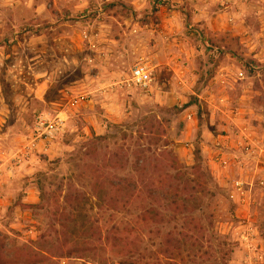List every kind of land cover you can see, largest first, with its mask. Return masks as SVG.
I'll use <instances>...</instances> for the list:
<instances>
[{"label": "rangeland", "instance_id": "374dc122", "mask_svg": "<svg viewBox=\"0 0 264 264\" xmlns=\"http://www.w3.org/2000/svg\"><path fill=\"white\" fill-rule=\"evenodd\" d=\"M3 245L264 264V0H0Z\"/></svg>", "mask_w": 264, "mask_h": 264}, {"label": "built area", "instance_id": "2783aa9c", "mask_svg": "<svg viewBox=\"0 0 264 264\" xmlns=\"http://www.w3.org/2000/svg\"><path fill=\"white\" fill-rule=\"evenodd\" d=\"M150 74L142 67H135L130 72V81L141 88H146L150 82Z\"/></svg>", "mask_w": 264, "mask_h": 264}, {"label": "trees", "instance_id": "16d2710c", "mask_svg": "<svg viewBox=\"0 0 264 264\" xmlns=\"http://www.w3.org/2000/svg\"><path fill=\"white\" fill-rule=\"evenodd\" d=\"M195 154L198 155V152ZM195 161L199 160V157H195ZM178 185L175 184L174 189L177 190ZM174 197H177L176 194L174 195ZM190 199H194L193 201L197 200L196 197H190ZM148 212L151 214V220H153V222L158 223V224H163L164 223V217L163 215L158 211V210H148ZM7 251V249L5 248V246L3 245L2 247H0V251L2 252L0 254V264H12V263H7L6 257L4 258V251ZM40 263V262H39ZM15 264V263H13ZM19 264H33V263H19Z\"/></svg>", "mask_w": 264, "mask_h": 264}]
</instances>
